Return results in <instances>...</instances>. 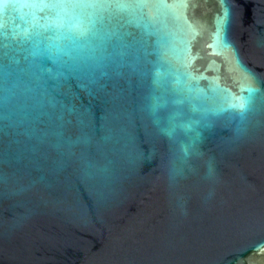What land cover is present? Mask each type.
I'll return each instance as SVG.
<instances>
[{
	"label": "water",
	"instance_id": "water-1",
	"mask_svg": "<svg viewBox=\"0 0 264 264\" xmlns=\"http://www.w3.org/2000/svg\"><path fill=\"white\" fill-rule=\"evenodd\" d=\"M0 264H264V0H0Z\"/></svg>",
	"mask_w": 264,
	"mask_h": 264
}]
</instances>
